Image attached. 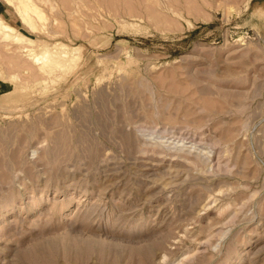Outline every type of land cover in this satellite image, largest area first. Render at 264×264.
Returning <instances> with one entry per match:
<instances>
[{
    "label": "rangeland",
    "instance_id": "rangeland-1",
    "mask_svg": "<svg viewBox=\"0 0 264 264\" xmlns=\"http://www.w3.org/2000/svg\"><path fill=\"white\" fill-rule=\"evenodd\" d=\"M19 1L0 264H264V0Z\"/></svg>",
    "mask_w": 264,
    "mask_h": 264
},
{
    "label": "bare ground",
    "instance_id": "bare-ground-1",
    "mask_svg": "<svg viewBox=\"0 0 264 264\" xmlns=\"http://www.w3.org/2000/svg\"><path fill=\"white\" fill-rule=\"evenodd\" d=\"M25 1H27V0H20L19 2H21L20 4H18L17 6H15L16 7V10H17V14L20 16V18H21V21H22V23H24L25 25H27V26H29L30 28L32 27V22L33 21H31V19L30 18H32V16H31V12L28 10V9H26V8H28V6H29V4L28 5H26V8H22L21 7V4H25ZM26 3H28V2H26ZM25 6V5H24ZM30 7V6H29ZM29 9H31L32 10V8H29ZM33 9H35L34 7H33ZM33 12L35 11V12H37L36 10H32ZM34 12V13H35ZM34 16V15H33ZM36 17V16H35ZM34 27V26H33ZM0 31H2L3 33H2V35H3V38L4 39H6V38H13V40L14 41H17V42H23L24 43V40H25V38L23 37V36H21V35H19V34H17V32H16V30H15V28L14 27H12V26H9V25H7V24H5L4 23V21L2 20V19H0ZM27 40V39H26ZM29 41V40H28ZM27 41V42H28ZM30 42V41H29ZM22 45V44H21ZM25 46H26V44H25ZM63 47V46H62ZM61 47V48H62ZM27 49H28V47H26ZM60 48V49H61ZM31 49V48H30ZM68 49V48H67ZM33 50V49H32ZM25 51H28V50H25ZM29 52V51H28ZM31 53H29V54H32V51H30ZM61 52V51H60ZM76 52V51H75ZM64 53H68V55H64ZM64 53H59V52H56L55 54L54 53H50V54H48V55H46L45 56V66L47 65L50 69L52 68V67H55L56 65H58L57 63V61H59V59H61V57L63 56H65V57H67L66 58V60L68 59L69 60V56H71V55H73V53H74V51L72 52V54L71 53H69V51L67 50V51H65ZM63 54V55H62ZM71 54V55H70ZM76 56V55H75ZM75 56H73V57H75ZM78 56V55H77ZM72 57V56H71ZM76 58V57H75ZM74 58V59H75ZM71 59V61L72 60H74L73 58H70ZM65 60V61H66ZM70 61V62H71ZM55 62H56V64H55ZM62 62V61H61ZM67 62V61H66ZM55 64V65H54ZM52 65H54V66H52ZM52 66V67H51ZM48 68V69H49ZM53 69V68H52Z\"/></svg>",
    "mask_w": 264,
    "mask_h": 264
}]
</instances>
